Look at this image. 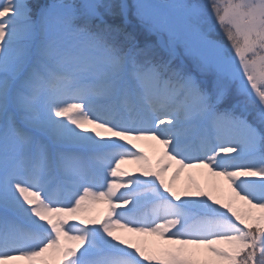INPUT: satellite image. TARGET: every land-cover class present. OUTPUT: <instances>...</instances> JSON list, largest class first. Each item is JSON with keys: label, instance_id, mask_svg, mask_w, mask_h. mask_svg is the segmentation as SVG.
Wrapping results in <instances>:
<instances>
[{"label": "snow or ice", "instance_id": "snow-or-ice-1", "mask_svg": "<svg viewBox=\"0 0 264 264\" xmlns=\"http://www.w3.org/2000/svg\"><path fill=\"white\" fill-rule=\"evenodd\" d=\"M0 264H264V0H0Z\"/></svg>", "mask_w": 264, "mask_h": 264}, {"label": "rangeland", "instance_id": "rangeland-1", "mask_svg": "<svg viewBox=\"0 0 264 264\" xmlns=\"http://www.w3.org/2000/svg\"><path fill=\"white\" fill-rule=\"evenodd\" d=\"M197 2L203 4V3H206V0H197ZM214 38L217 39L218 41L224 43L225 45L227 44V42L224 40V37L222 35H220L218 32L214 33ZM137 143H138L139 147L143 148V150L145 152H147L149 155H152L150 148L146 144H144L142 142H137ZM121 167L124 168L125 170L133 173V174H139L136 170L137 166L132 164V163H123L121 165ZM192 171H193L196 179L198 181H202V177L199 175V170H192ZM185 180H186V172L181 174L180 179H179V183L182 184L185 182ZM105 209H106V205H104L103 203L91 205L90 206V214L93 216L99 217V216L103 215ZM70 223H73V222H70ZM118 235L127 236L129 234L125 231H121V233H119Z\"/></svg>", "mask_w": 264, "mask_h": 264}, {"label": "bare ground", "instance_id": "bare-ground-1", "mask_svg": "<svg viewBox=\"0 0 264 264\" xmlns=\"http://www.w3.org/2000/svg\"><path fill=\"white\" fill-rule=\"evenodd\" d=\"M121 231H124V230H121V229H118V230H116L115 231V234H119V233H121ZM149 240L151 241V240H154V238L153 237H149Z\"/></svg>", "mask_w": 264, "mask_h": 264}]
</instances>
